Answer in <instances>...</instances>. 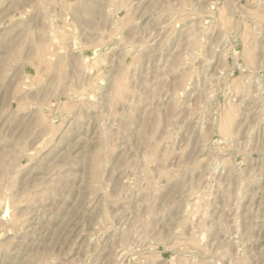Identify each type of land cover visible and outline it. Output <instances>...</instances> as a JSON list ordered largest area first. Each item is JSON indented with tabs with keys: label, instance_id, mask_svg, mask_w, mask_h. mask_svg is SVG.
<instances>
[{
	"label": "rangeland",
	"instance_id": "obj_1",
	"mask_svg": "<svg viewBox=\"0 0 264 264\" xmlns=\"http://www.w3.org/2000/svg\"><path fill=\"white\" fill-rule=\"evenodd\" d=\"M0 167V264H264V0H0Z\"/></svg>",
	"mask_w": 264,
	"mask_h": 264
},
{
	"label": "bare ground",
	"instance_id": "obj_2",
	"mask_svg": "<svg viewBox=\"0 0 264 264\" xmlns=\"http://www.w3.org/2000/svg\"><path fill=\"white\" fill-rule=\"evenodd\" d=\"M101 2H102V1H101ZM112 3H113V2H112ZM112 3H110V4L112 5ZM114 4H115V1H114ZM100 7H101V6H100ZM80 8H81V7H80ZM97 8H98V7H97ZM76 9H77V8H76ZM103 9H104V8H103ZM43 11H44V10H43ZM104 11H105V10H104ZM44 12H45V11H44ZM84 12H85V11H84ZM103 13L105 14V12H103ZM97 14H98V13H97ZM97 14H96V16H97ZM101 14H102V13H101ZM101 14H100V16H101ZM107 14H108V12H107ZM218 14H219V13H218ZM105 15H106V14H105ZM46 18H47V17H46ZM44 20H45V19H44ZM44 20H43V21H44ZM47 21H48V20H47ZM44 22H46V21H44ZM226 24H227V23H226ZM227 25H228V24H227ZM187 26H188V25H187ZM213 26H214V25H213ZM224 26H225V25H224ZM226 27H227V26H226ZM49 30H50V29H49ZM49 30H48V31H49ZM189 30H190V28H189ZM51 31H52V30H51ZM46 32H47V31H46ZM52 32H53V31H52ZM52 32L49 31L48 33L50 34V33H52ZM49 34H48V36L51 35V34H50V35H49ZM52 35H53V33H52ZM190 35H191V34H190ZM195 35H196V34H195ZM46 36H47V35H46ZM193 36H194V35L192 34V37H193ZM51 37L53 38L52 40H54V41L57 40V38H56V40H55V36H54V37L51 36ZM192 37H191V38H192ZM188 38H189V37H188ZM194 38H195V37H194ZM98 40H99V39H98ZM222 40H223V39H222ZM189 41H190V40H189ZM193 42H194V41H193ZM225 42H226V41H225ZM198 43H199V42H198ZM219 43H220V42H219ZM187 44H188V43H187ZM196 44H197V43H196ZM196 44H195V45H196ZM221 45H222V44H221ZM141 46H142V45H141ZM188 46H190V45H187V47H188ZM216 47H219V45L216 46ZM137 50H138V49H137ZM190 51H191V50H190ZM214 51H215V50H214ZM215 52H216V51H215ZM215 54H216V53H215ZM83 58H84V57H83ZM86 59H87V58H86ZM82 62L84 63L83 60H82ZM73 64H74V63H73ZM81 65H83V64H81ZM84 66L86 67V65H84ZM84 66H82V67H84ZM62 67H63V66H62ZM78 68H79V67H78ZM80 68H81V67H80ZM90 68H91V67H90ZM176 68H177V67H176ZM91 69H92V68H91ZM179 69H180V68H179ZM80 70H81V69H80ZM60 71H61V70H60ZM84 72H85V71H84ZM79 73H82V75H83V72L80 71ZM87 73H88V71H87ZM79 75H80V74H79ZM84 75H85V74H84ZM75 76H76V75H75ZM65 77H66V76H65ZM80 77H81V76H80ZM57 78H58V77H57ZM64 83H65V82H64ZM64 83H63V85H64ZM69 86H70V85H69ZM69 86H68V87H69ZM74 87H75V86H74ZM69 88H70V87H69ZM83 88H84V87H83ZM118 88H119V87H118ZM70 90H71V89H70ZM72 90H73V89H72ZM78 90H79V89H78ZM75 91H76V88H75ZM73 92H74V90H73ZM83 93H84V92H83ZM204 99H205V98H204ZM99 101H100V100H99ZM207 101H208V100H207ZM90 104H91V103H90ZM94 104H95V103H94ZM106 104H107V103H106ZM106 104H105V105H106ZM102 108H103V107H102ZM37 116H38V115H37ZM123 116H124V115H123ZM112 118H113V117H112ZM108 119H109V118H108ZM108 119H107V121H108ZM100 121H101V120H100ZM105 121H106V120H105ZM107 121H106V122H107ZM38 122H39V121H38ZM228 123H229V124H228ZM40 124H41V123H40ZM100 125H101V124H100ZM227 125H230L229 120H228L226 126H227ZM102 126H103V125H102ZM102 128H103V127H102ZM107 128H108V127H107ZM227 130H228V129H227ZM101 132H102V131H101ZM101 132H99V133H101ZM104 132H105V130L103 131V133H104ZM107 133H108V131H107ZM109 133H110V132H109ZM104 135H105V133H104ZM99 136H100V135H99ZM101 136H102V135H101ZM103 137H105V136H103ZM103 137H101V139H102ZM97 139H98V137H97ZM94 140H95V138H94ZM103 140H104V139H103ZM106 140H108V139L106 138ZM92 141H93V140H92ZM102 143H103V142H102ZM102 143H101V144H102ZM104 143H105V141H104ZM104 143H103V144H104ZM103 144H102V145H103ZM85 145H86V143H85ZM85 145H84V146H85ZM102 145H101V147H102ZM104 146L106 147L105 144H104ZM104 146H103V148H104ZM103 148H100V151H101V149H103ZM89 151H90V150H89ZM97 151H98V150H97ZM100 151H99V152H100ZM102 151H103V150H102ZM102 151H101V152H102ZM101 152H100V153H101ZM93 153H94V152H93ZM150 153H151V152H150ZM101 154H102V153H101ZM154 155H155V153H154ZM154 155L152 156V158H154ZM96 156H98V155L96 154ZM100 156H101V155H100ZM100 156H99V158H100ZM149 156H150V155H149ZM83 157H84V156H83ZM94 158H95V156H94ZM99 158H97V159L99 160ZM101 158H102V157H101ZM101 158H100V159H101ZM83 159H84V158H83ZM142 159H144V158H142ZM91 160H93V158H92ZM94 160H95V159H94ZM144 160H145V159H144ZM150 160H151V159H150ZM96 161H97V160H96ZM103 161H104V160H103ZM146 161H147V160H146ZM8 162H9V161H8ZM8 162H7V165L10 164V162H9V164H8ZM91 162H92V161H91ZM97 162H98V161H97ZM99 162H101V161H99ZM94 163H95V161H94ZM1 164H2V163H1ZM86 164H87V163H86ZM91 165H93V164H91ZM147 165H148V164H147ZM89 166H90V163H89ZM99 166L101 167L100 164L97 165V163H96V165H93V166H91V168H88V169H89V170L91 169L92 171L94 170V172H95V170L98 169ZM87 167H88V166H87ZM0 168H1V167H0ZM1 169H2V168H1ZM9 169H10V168H9ZM86 169H87V168H86ZM100 169H101V168H100ZM89 170H88V171H89ZM97 171H98V170H97ZM90 172H91V171H90ZM94 172H93V174H95ZM98 172H99V171H98ZM99 173H100V172H99ZM58 174H59V173H58ZM91 174H92V173H91ZM97 174H98V173H97ZM97 174H96V175H97ZM89 175H90V173H89ZM91 176H93V175H91ZM98 176H99V175H98ZM94 177H95V176H94ZM90 178H91V177H90ZM90 178H89V179H90ZM95 178H97V177H95ZM93 179H94V178H93ZM97 179H98V178H97ZM91 180H92V179H91ZM91 182H92V181H91ZM89 183H90V180H89ZM49 184H50V183H49ZM90 184H92V183H90ZM95 185H96V184H95ZM149 187H150V186H149ZM150 189H151V188H150ZM155 190H156V189H155ZM79 192H80V191H79ZM92 192H93V191H92ZM155 193H157V192H155ZM86 194H87V193H86ZM152 195H153V194H152ZM152 197H153V196H152ZM155 198H156V197H155ZM152 199H153V198H152ZM156 199H158V196H157ZM77 200H78V199H77ZM155 201L157 202V200H155ZM149 202H150V200H149ZM149 202H148V203H149ZM156 202H154V203H156ZM83 204H84V203H83ZM155 205H156V204H155ZM153 206H154V205H153ZM153 206H152V207H153ZM146 207H148V205H147ZM152 207H151V208H152ZM82 209H83V208H82ZM82 209H81V210H82ZM145 210H146V209H145ZM150 211H151V209H150ZM150 211H149V212H150ZM152 211H153V210H152ZM152 211H151V213H152ZM149 212H148V213H149ZM201 212H202V211H201ZM151 213H150V214H151ZM146 215H148V214H146ZM202 215H203V214H202ZM3 216H4V215H3ZM149 216H150V215H149ZM149 216H147V218H148ZM152 216H153V214H152ZM145 217H146V216H145ZM4 218H5V217H4ZM192 218H193V215H192ZM5 219H6V218H5ZM148 219H149V218H148ZM146 220H147V219H146ZM143 221H145V220H143ZM146 222H147V221H146ZM143 223H145V222H143ZM147 223H148V222H147ZM29 224H30V222H29ZM144 226H145V224H144ZM145 227H146V226H145ZM219 230H220V229H219ZM123 231H124V230H123ZM27 233H28V231H27ZM125 237H126V236H125ZM125 241H126V240H125ZM125 241H123V242H125ZM229 260H230V259H229ZM228 262H229V261H228ZM230 264H231V263H230ZM243 264H244V263H243Z\"/></svg>",
	"mask_w": 264,
	"mask_h": 264
}]
</instances>
